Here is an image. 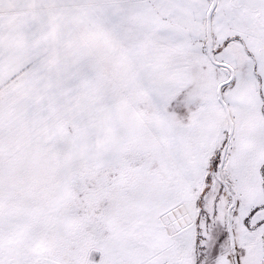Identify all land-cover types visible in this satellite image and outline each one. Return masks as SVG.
Wrapping results in <instances>:
<instances>
[{
  "label": "snow or ice",
  "instance_id": "snow-or-ice-1",
  "mask_svg": "<svg viewBox=\"0 0 264 264\" xmlns=\"http://www.w3.org/2000/svg\"><path fill=\"white\" fill-rule=\"evenodd\" d=\"M0 264H264V0H0Z\"/></svg>",
  "mask_w": 264,
  "mask_h": 264
}]
</instances>
